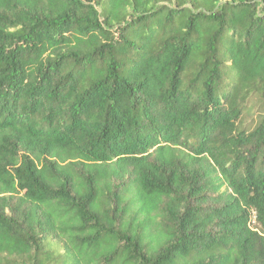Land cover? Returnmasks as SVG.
Wrapping results in <instances>:
<instances>
[{
  "label": "trees",
  "instance_id": "trees-1",
  "mask_svg": "<svg viewBox=\"0 0 264 264\" xmlns=\"http://www.w3.org/2000/svg\"><path fill=\"white\" fill-rule=\"evenodd\" d=\"M0 264H264V0H0Z\"/></svg>",
  "mask_w": 264,
  "mask_h": 264
}]
</instances>
